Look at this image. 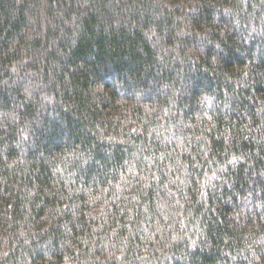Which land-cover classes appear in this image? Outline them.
Masks as SVG:
<instances>
[{
    "label": "trees",
    "instance_id": "16d2710c",
    "mask_svg": "<svg viewBox=\"0 0 264 264\" xmlns=\"http://www.w3.org/2000/svg\"><path fill=\"white\" fill-rule=\"evenodd\" d=\"M0 264H264V0H0Z\"/></svg>",
    "mask_w": 264,
    "mask_h": 264
}]
</instances>
